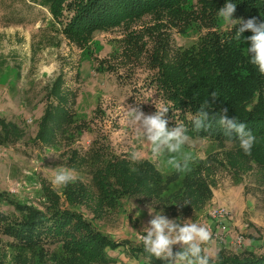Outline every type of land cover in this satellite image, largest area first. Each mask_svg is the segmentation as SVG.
<instances>
[{
  "label": "trees",
  "instance_id": "obj_1",
  "mask_svg": "<svg viewBox=\"0 0 264 264\" xmlns=\"http://www.w3.org/2000/svg\"><path fill=\"white\" fill-rule=\"evenodd\" d=\"M52 20L61 26L70 43L84 49L97 34L117 28L128 32L124 45L126 58L140 59L146 53L149 38L153 49L147 59L154 71L153 84L169 108L168 113L179 116L191 139H211L220 145L231 144L226 153L228 166L238 175L257 169L264 184V75L249 63L243 42L218 31L222 24L217 12L229 0H36ZM236 4L233 19L255 17L264 23V0H230ZM146 18L150 24L140 31L133 27ZM193 26L207 32L196 46L174 50L171 32L185 34ZM100 72L110 70L105 62ZM63 79L58 77L47 89V106L38 123L34 143L57 147L60 138L67 140L82 136L84 124L76 120L69 95L64 94ZM217 94L211 115L223 109L230 118L245 123L256 137L251 155H245L234 134L230 139L213 120L207 130L193 129V117L199 105ZM23 129L0 116V146L21 141ZM82 162H81V161ZM96 165L91 171L92 184L73 180L63 186V198L57 191L44 186L45 208L19 204L9 193L0 192V202L13 206L18 217L0 213V232L7 237L8 248L16 250L15 264H117L110 252H120L140 264H174L148 255L141 245L118 242L101 233L76 207L92 208L101 214L122 200L143 201L162 205L166 210L189 213L202 209L212 197L205 174L214 165L198 161L184 173L181 187L168 195L169 186L180 179L181 173L165 177L149 160L132 162L125 157L108 156L96 150L87 159ZM74 165L85 164L76 151L69 160ZM135 169V171H133ZM44 197V198H45ZM64 201L68 207H64ZM179 248H173V252ZM23 254H30L33 259ZM210 257V256H209ZM0 264L4 262L0 261ZM126 264V263H120ZM209 264H264V255L254 252L241 255L220 252Z\"/></svg>",
  "mask_w": 264,
  "mask_h": 264
},
{
  "label": "rangeland",
  "instance_id": "obj_2",
  "mask_svg": "<svg viewBox=\"0 0 264 264\" xmlns=\"http://www.w3.org/2000/svg\"><path fill=\"white\" fill-rule=\"evenodd\" d=\"M149 22L150 18H146L133 29L140 31ZM235 27L222 23L218 31L229 34ZM61 29L36 0H0V116L17 123L25 135L13 145L0 146V192L9 193L19 204L39 209L46 207L42 204V199H46L42 191L44 186L57 191L64 200L63 186L51 184L53 173L50 169L67 167L73 170L74 180L92 184L91 171L96 165H90L87 159L96 150L127 159L131 151L139 150L143 153L139 161H151L166 178L177 173L166 165L167 157L153 158L124 113L128 105L140 107L146 115L156 112L154 103L167 106L153 84L154 71L147 59L153 49L151 40L145 38L147 49L140 59H127L124 42L128 32L123 27L97 34L84 49L66 40ZM206 30L193 26L180 34L173 29V49L196 46ZM251 35L250 31L242 34L246 49L251 46L246 39ZM102 62L110 70L100 72L98 68ZM58 77L63 79L62 90L69 95L71 110L77 122L84 124V130L82 136L77 135L72 140L60 138L57 147L38 146L34 139L47 106V89ZM165 118L170 128L181 124L179 116L173 113H167ZM231 147L229 143L222 146L211 139L191 138L184 147V152L191 156L189 169L198 161L214 165V170L205 174L212 197L200 210L173 212L159 204L126 199L101 214L88 207L74 210L104 235L136 246L142 241L131 229L143 234L152 219L150 206L154 213L163 211L169 219L190 220L207 227L211 238L203 248L212 259L220 252L264 255V184L260 182L257 169L238 175V171L228 166L226 153ZM74 151L80 159H86L85 164L74 165L69 161ZM184 177L181 173L180 179L169 186L168 195L181 187ZM62 202L64 207L70 208ZM218 208L227 209L229 213L221 222L211 216ZM0 213L19 216L6 201L0 202ZM222 223L227 227L225 232L220 231ZM9 241L0 232V261L15 264L18 253L8 248ZM110 255L118 259L117 264H140L118 251ZM22 256L33 259L30 254Z\"/></svg>",
  "mask_w": 264,
  "mask_h": 264
},
{
  "label": "clouds",
  "instance_id": "obj_3",
  "mask_svg": "<svg viewBox=\"0 0 264 264\" xmlns=\"http://www.w3.org/2000/svg\"><path fill=\"white\" fill-rule=\"evenodd\" d=\"M236 11V4L226 2L217 12L218 18L225 25H235L234 39L242 42V34L250 31L252 35L247 37L250 48L246 49L249 56V63L254 65L260 74L264 75V23H258L255 17L248 20L233 19ZM203 101L193 117V129L197 132L207 130L215 120L224 130V134L230 139L233 134L239 141V146L245 155H251V150L256 143V137L237 118H230L225 108L215 117L211 115L212 104L217 99L215 92ZM156 112L146 115L136 105H128L124 109L125 116L130 125L134 127L136 134L142 138L149 148L153 158L167 157L166 165L177 173H185L189 170L191 156L184 152L185 145L190 141L188 129L183 124H176L175 127L168 126L169 121L165 118L169 111L167 106L154 103ZM132 162H138L143 158V153L133 150L128 157ZM53 173L51 184L53 187L67 186L74 180L72 169L64 166L50 169ZM135 171V169H133ZM139 215V213L137 214ZM149 215L152 219L143 229V234L131 231L139 235L144 251L155 257L157 260L173 261L174 264H209L210 257L203 245L211 238L210 230L200 224L188 221H181L180 218L169 219L163 211L154 213L149 206ZM174 246L179 250L173 252Z\"/></svg>",
  "mask_w": 264,
  "mask_h": 264
},
{
  "label": "built area",
  "instance_id": "obj_4",
  "mask_svg": "<svg viewBox=\"0 0 264 264\" xmlns=\"http://www.w3.org/2000/svg\"><path fill=\"white\" fill-rule=\"evenodd\" d=\"M42 201L44 202V199H42ZM229 213L227 211V209L224 208H218V209H214L211 212V216L214 220L221 222L223 219H226L228 217ZM220 231L225 232L227 227L225 225H223V223L220 225Z\"/></svg>",
  "mask_w": 264,
  "mask_h": 264
}]
</instances>
